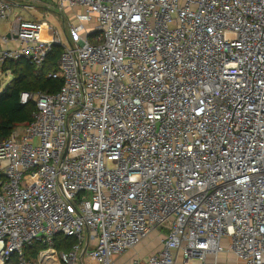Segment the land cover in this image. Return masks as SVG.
<instances>
[{
  "label": "built area",
  "instance_id": "2783aa9c",
  "mask_svg": "<svg viewBox=\"0 0 264 264\" xmlns=\"http://www.w3.org/2000/svg\"><path fill=\"white\" fill-rule=\"evenodd\" d=\"M42 1L63 31L17 15L0 35V67L61 50L59 90L22 93L32 120L0 141V264H116L154 231L129 264L221 239L264 264V0H0V22Z\"/></svg>",
  "mask_w": 264,
  "mask_h": 264
},
{
  "label": "trees",
  "instance_id": "16d2710c",
  "mask_svg": "<svg viewBox=\"0 0 264 264\" xmlns=\"http://www.w3.org/2000/svg\"><path fill=\"white\" fill-rule=\"evenodd\" d=\"M60 53V48H55L38 69L23 60L6 62L0 67V74L12 76L8 85L0 93V141L5 140L14 128L27 125L32 120L34 104L28 102L26 105H21L22 93L54 94L59 90L61 81L47 76L57 70ZM73 244L74 241L71 238H58L55 241V248L68 251ZM40 249L39 244H34L27 252V256L33 258Z\"/></svg>",
  "mask_w": 264,
  "mask_h": 264
},
{
  "label": "crops",
  "instance_id": "0c3cea01",
  "mask_svg": "<svg viewBox=\"0 0 264 264\" xmlns=\"http://www.w3.org/2000/svg\"><path fill=\"white\" fill-rule=\"evenodd\" d=\"M13 3H19L18 0H10ZM48 3L52 5V2L42 1V3ZM12 5L11 13L13 11V18L15 16H22L23 18L34 17L31 20L35 21H43L46 22L49 26V21L44 20L40 14H35L34 9L31 8H22L19 5ZM39 16V19H35ZM3 23V22H0ZM10 30V29H9ZM9 32V31H8ZM7 32V34H8ZM5 34V35H7ZM13 44L9 43L8 45L0 44V49L8 48ZM162 237L163 235L154 231L150 233L142 242L136 245L133 249L125 252L122 256L116 258V264H129L134 258H139L141 260H145L149 255L154 252H158L162 249ZM74 241V239H72ZM75 243V241H74ZM220 246L223 248L221 252L217 255L207 254L203 261L198 260H184L182 254L180 252L174 253L175 263L174 264H244L243 262L237 260L234 254L228 248V242L226 239H221ZM73 264H93L92 261L87 259L86 255H83L82 252L77 254V260Z\"/></svg>",
  "mask_w": 264,
  "mask_h": 264
},
{
  "label": "rangeland",
  "instance_id": "374dc122",
  "mask_svg": "<svg viewBox=\"0 0 264 264\" xmlns=\"http://www.w3.org/2000/svg\"><path fill=\"white\" fill-rule=\"evenodd\" d=\"M25 2H30V0H22ZM22 3V2H21ZM34 13L40 14L44 20L49 21V24L52 28L56 29L57 31H63L65 29V26H68L70 22V17L64 15V20L60 17L57 8L54 5H50L48 3H42V2H35L32 4ZM13 14V11H12ZM22 17V16H21ZM23 18V17H22ZM34 18V17H33ZM32 17H27L24 19L31 20ZM35 19H39V16H37ZM14 22L13 15L3 23H0V35H5L9 31V29L12 26V23ZM10 74H0V93L2 90L8 85L11 79Z\"/></svg>",
  "mask_w": 264,
  "mask_h": 264
}]
</instances>
